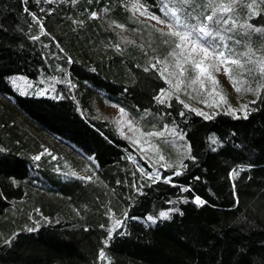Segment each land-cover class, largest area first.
<instances>
[{"label":"trees","instance_id":"obj_1","mask_svg":"<svg viewBox=\"0 0 264 264\" xmlns=\"http://www.w3.org/2000/svg\"><path fill=\"white\" fill-rule=\"evenodd\" d=\"M139 1L169 20L164 0ZM203 3L193 0L198 19ZM251 3L235 8L264 29V3ZM240 23L229 47L248 42L264 58V32ZM146 28L123 0H0V264H264V87L247 118L206 115L164 94L169 44ZM14 74L55 79L57 93H19ZM92 93L146 129L175 127L188 150L155 177ZM36 130L89 160V176L63 167Z\"/></svg>","mask_w":264,"mask_h":264},{"label":"rangeland","instance_id":"obj_2","mask_svg":"<svg viewBox=\"0 0 264 264\" xmlns=\"http://www.w3.org/2000/svg\"><path fill=\"white\" fill-rule=\"evenodd\" d=\"M123 3L130 10L132 15L139 22H141V24L146 25L147 30L152 29L159 34L169 33L170 31L175 30L169 27L172 23L170 15H167L169 18V20H167L166 18L150 12L139 0H123ZM217 3H228V0H217ZM206 4L207 0H204L203 4H199L198 7H196V9L200 10L201 17L199 19L195 16L196 14L190 13V10L192 11L194 6L188 7L187 5H181L180 0H164L163 11L166 13L168 9H182V11L178 12L181 19H184L188 14H191L192 17H197L196 19H189L186 21L190 26L194 24H206L210 30L218 32L219 35L212 41L213 46L224 51L225 56L230 55L228 49H231L232 53L236 54L231 56L233 59L239 57V54L241 53L249 52V49H251L252 53H254L253 59H255V57H257L260 53L255 46L248 42L243 43L244 45H241L242 47H239V49L237 48V50L231 48L233 47L231 42H236L235 38L236 36L238 37V35L234 32L235 26L241 25L240 22L243 23L242 25H246V22L242 21L240 11L235 8L232 13H216L217 17L221 15H223L226 19L231 17L227 25L222 23L216 25L205 19L207 15L212 14V9L205 7ZM256 5H254L253 8H255ZM104 13L105 9H102L99 14L104 15ZM151 17H157L160 21H164V23H159L157 19H152ZM232 21H235V26H233ZM116 26L121 29V32L127 30L124 26ZM135 29L140 30L139 26H136ZM228 29H231V31ZM181 31H183V29H181ZM164 37V42L167 41V44H169L165 54L166 61L163 64L164 67L167 65L164 68V74L169 81V89L166 90V92L164 91V94L175 92L185 99L188 105L193 106L195 109L206 115H213L217 111L221 110L238 114L244 113V111H241L242 105L248 106L246 109L247 112L250 110L252 106L251 102L256 99L259 92L258 89H260L259 83H256V87L252 86L251 79L253 75L249 76L247 73L240 75L242 70L237 68L235 65H221L220 70L215 71L214 69L208 67L209 64L218 63V61L212 56H209L204 65H202V67L207 68V72L204 75H199V69H194L190 62L185 63L187 51H185V56L171 55L175 49V44L178 42L177 38L171 35H164ZM221 37L223 38L222 41L220 39ZM218 41L219 43H217ZM229 45H231V47H229ZM190 47L191 46L188 45L187 50H190ZM175 51L180 53L181 50L175 49ZM193 57L201 59L202 55L197 56L194 53ZM246 59L247 57H242V62ZM162 62L163 60L160 61V63ZM177 62L182 65V68L177 67ZM225 67H230L232 69L233 77L237 81L241 82L238 85L241 88V91L237 92L235 90L228 78V75L225 73ZM246 67H252V65H246ZM208 73H211V76L219 82L218 85H214L212 83V81L208 78ZM198 76L199 79L197 78ZM193 80H196V82L193 83ZM201 81L203 83H201ZM10 82L12 83L14 89L22 94L32 93L37 95L45 94L54 96L55 93H57V82L55 79L47 80L41 76L34 79L24 74H14L10 77ZM249 87H251L253 91L247 90ZM221 97L224 98V102L221 101ZM91 98L97 116H104L113 121L120 134L128 138L139 150L140 154L150 161L152 165L151 170L155 177L161 176L162 170L160 167L175 165L184 155L186 149L188 150L185 145V138L183 134L175 127L165 126L161 129H146L142 126V122L136 119L132 112L127 108L108 100L99 93H92ZM7 99L8 98L0 93V104L5 105ZM121 109H123V113H121ZM18 117L21 118V120H25L21 114L18 115ZM35 132L44 140L47 152H50L54 156L60 158V161L63 163V167L71 170L73 173L76 172L89 176V172L91 171V163L89 160L84 158V156L80 155V153L76 152L68 145L60 143L52 136L39 130H36ZM157 133L161 135H154ZM161 157H163V159H161ZM150 218L154 219V217Z\"/></svg>","mask_w":264,"mask_h":264},{"label":"snow or ice","instance_id":"obj_3","mask_svg":"<svg viewBox=\"0 0 264 264\" xmlns=\"http://www.w3.org/2000/svg\"><path fill=\"white\" fill-rule=\"evenodd\" d=\"M240 2L241 0H228V3H217V0H207V4L205 5V7L211 8L212 14L207 15L205 19L216 25H219L221 23L227 25L231 17L227 19L223 15L217 17L216 13L218 12L225 14L232 13L234 12L236 4ZM261 2L264 3V0H261ZM180 4L192 6L193 0H180ZM255 4H256V0H252V3L248 4L247 7L252 9ZM180 11H182V9H176V10L168 9L166 12V15H170V17L172 18V23L169 25V27L175 30L170 31L169 33H162V35H171L176 37L178 42L175 44V49L181 50L180 53H177L174 49L171 55L185 56V51H187V55L185 56V63L190 62L194 69H199V75H204L207 72V68L202 67V65H204L205 61L208 59L209 56H212L215 60L218 61V63L209 64L208 67L214 69L215 71H219L221 65H235L237 68L242 70L240 75H244L245 73H247L249 76H251L253 73L259 72L261 76L264 77V58H261L259 60L253 59L254 53H252L251 49H249V52L239 54V57L235 59L231 58V56L236 54L232 53L231 49H228L230 55L225 56L224 51L219 50L218 48L213 46L212 41L215 39L216 36L219 35V33L215 32L214 30H210L208 25L206 24H194L190 26L189 23H187L186 21L189 19H196L197 17H192L191 14H188L185 16L184 19H181V16L178 14V12ZM193 11H195V7H193ZM151 18L157 19L159 23H164V21H160L157 17H151ZM232 23L233 26H235V21H232ZM241 27L250 28L256 32H264V29L254 28L252 25H242ZM181 29H183V31H181ZM228 30L231 31V29ZM207 38H212V39H207ZM220 39L221 41L223 40L222 37ZM165 43H167V41H165ZM217 43H219V41ZM236 43H239V41H236ZM188 45L191 46L190 50H187ZM194 53L197 56L202 55V58L201 59L194 58L193 57ZM242 57H247V59L243 60L242 62ZM246 65H252V67H246ZM177 67L182 68V65L179 62H177ZM224 70L225 73L228 75V78L232 83L233 87L235 88V90L237 92L241 91V88L238 86L241 82L237 81L233 77L232 69L230 67H225ZM197 78L199 79V76ZM208 78L212 81L214 85L219 84V82L216 81L211 76V73H208ZM195 82L196 80H193V83ZM201 83L203 82L201 81ZM260 86L264 87V83H262ZM247 90L253 91L251 87H249V89ZM221 101L224 102L223 97H221ZM251 103H255V101H252ZM247 107H248L247 105L241 106V111H244V118H247V111H246ZM121 113H123V109H121ZM154 135H161V134L157 133ZM35 159L38 160L40 159V157L37 156L35 157ZM161 159H163V157H161ZM179 174L180 173H176V175ZM170 179H171L170 177L167 178V180ZM187 190L188 189H185V191ZM194 202L197 203L198 205H202L205 203V201H202L199 197H196ZM161 215L165 216L167 214L161 213ZM117 223L120 222L118 221ZM101 256H103V252L101 253Z\"/></svg>","mask_w":264,"mask_h":264}]
</instances>
